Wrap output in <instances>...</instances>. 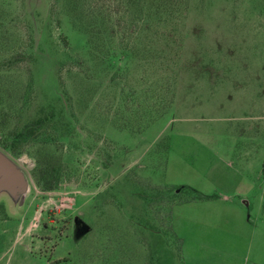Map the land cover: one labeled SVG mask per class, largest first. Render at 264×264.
<instances>
[{
    "label": "rangeland",
    "instance_id": "rangeland-1",
    "mask_svg": "<svg viewBox=\"0 0 264 264\" xmlns=\"http://www.w3.org/2000/svg\"><path fill=\"white\" fill-rule=\"evenodd\" d=\"M0 157V264H264V0H0Z\"/></svg>",
    "mask_w": 264,
    "mask_h": 264
},
{
    "label": "water",
    "instance_id": "water-1",
    "mask_svg": "<svg viewBox=\"0 0 264 264\" xmlns=\"http://www.w3.org/2000/svg\"><path fill=\"white\" fill-rule=\"evenodd\" d=\"M10 167V164L0 157V190L11 189L12 182L17 179L15 171Z\"/></svg>",
    "mask_w": 264,
    "mask_h": 264
},
{
    "label": "trees",
    "instance_id": "trees-1",
    "mask_svg": "<svg viewBox=\"0 0 264 264\" xmlns=\"http://www.w3.org/2000/svg\"><path fill=\"white\" fill-rule=\"evenodd\" d=\"M45 122H46V120H43V119H40V120H38V121H36V122H34V123H32V127L33 128H41L44 124H45ZM30 126L28 125L27 126V128H28V130H26V131H24L22 134H21V136L23 137V138H26V137H28L30 134H32L33 133V131L34 130H31V127L29 128ZM11 147V146H10ZM49 176H48V173L47 172H43V173H41L40 174V177H39V184L40 185H42V186H44V187H46L47 188V190L48 189H52L53 187H50L51 185H52V182L54 181L53 179L51 180V181H49ZM193 199H201V197L200 196H196L195 198H193Z\"/></svg>",
    "mask_w": 264,
    "mask_h": 264
},
{
    "label": "crops",
    "instance_id": "crops-1",
    "mask_svg": "<svg viewBox=\"0 0 264 264\" xmlns=\"http://www.w3.org/2000/svg\"><path fill=\"white\" fill-rule=\"evenodd\" d=\"M260 260H261V259H260ZM260 260H259V258L257 257V258H256V264H259Z\"/></svg>",
    "mask_w": 264,
    "mask_h": 264
}]
</instances>
